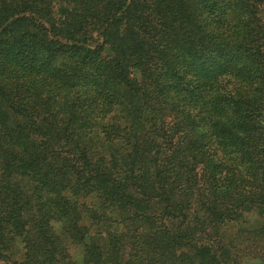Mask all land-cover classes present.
I'll use <instances>...</instances> for the list:
<instances>
[{"label": "trees", "instance_id": "obj_1", "mask_svg": "<svg viewBox=\"0 0 264 264\" xmlns=\"http://www.w3.org/2000/svg\"><path fill=\"white\" fill-rule=\"evenodd\" d=\"M0 264H264V0H0Z\"/></svg>", "mask_w": 264, "mask_h": 264}]
</instances>
